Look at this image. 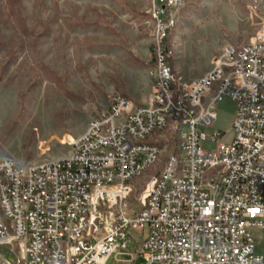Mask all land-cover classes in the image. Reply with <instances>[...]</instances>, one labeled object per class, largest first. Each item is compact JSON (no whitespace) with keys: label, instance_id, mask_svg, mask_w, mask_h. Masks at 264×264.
Returning a JSON list of instances; mask_svg holds the SVG:
<instances>
[{"label":"built area","instance_id":"built-area-1","mask_svg":"<svg viewBox=\"0 0 264 264\" xmlns=\"http://www.w3.org/2000/svg\"><path fill=\"white\" fill-rule=\"evenodd\" d=\"M151 1L147 102L111 93L62 158L0 157V244L16 264H105L113 253L142 264H264L255 252L264 234V20L184 79L164 43L184 0ZM224 97L236 105L230 143L204 131ZM145 225L144 237L135 234ZM0 264L12 263L0 254Z\"/></svg>","mask_w":264,"mask_h":264},{"label":"rangeland","instance_id":"rangeland-1","mask_svg":"<svg viewBox=\"0 0 264 264\" xmlns=\"http://www.w3.org/2000/svg\"><path fill=\"white\" fill-rule=\"evenodd\" d=\"M151 7V0H0V157L20 164L62 158L111 93L147 102L155 61ZM263 20L264 0H184L170 40L175 71L201 76L226 45L249 41ZM235 108L221 99L204 131L219 130L230 143ZM257 235L255 252L264 259V234ZM0 254L18 262L9 245L0 244ZM130 258L113 253L105 264L145 261Z\"/></svg>","mask_w":264,"mask_h":264},{"label":"trees","instance_id":"trees-1","mask_svg":"<svg viewBox=\"0 0 264 264\" xmlns=\"http://www.w3.org/2000/svg\"><path fill=\"white\" fill-rule=\"evenodd\" d=\"M172 33H173V30H170L168 35H167V37L165 38L164 43L166 45H170V40H171Z\"/></svg>","mask_w":264,"mask_h":264},{"label":"crops","instance_id":"crops-1","mask_svg":"<svg viewBox=\"0 0 264 264\" xmlns=\"http://www.w3.org/2000/svg\"><path fill=\"white\" fill-rule=\"evenodd\" d=\"M204 71H202L201 73H203ZM205 73V72H204ZM203 73V74H204ZM193 77H191L190 79H192ZM151 87V86H150ZM151 90V89H150ZM147 100V98L146 97H143V101H146ZM146 103V102H145Z\"/></svg>","mask_w":264,"mask_h":264}]
</instances>
